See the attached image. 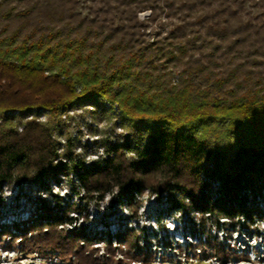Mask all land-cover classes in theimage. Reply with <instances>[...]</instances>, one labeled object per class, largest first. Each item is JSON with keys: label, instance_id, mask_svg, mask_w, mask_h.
I'll list each match as a JSON object with an SVG mask.
<instances>
[{"label": "trees", "instance_id": "trees-1", "mask_svg": "<svg viewBox=\"0 0 264 264\" xmlns=\"http://www.w3.org/2000/svg\"><path fill=\"white\" fill-rule=\"evenodd\" d=\"M80 2L0 0V197L14 185L37 196L27 220H2L0 203V250L155 264L131 224L154 196L195 215L196 242L177 248L179 261L248 258L211 231L264 222V0H84L86 16ZM147 11L170 29L152 36ZM82 106L93 120L118 109L127 133L82 148L69 129ZM108 198L130 214L115 234L85 224Z\"/></svg>", "mask_w": 264, "mask_h": 264}, {"label": "rangeland", "instance_id": "rangeland-1", "mask_svg": "<svg viewBox=\"0 0 264 264\" xmlns=\"http://www.w3.org/2000/svg\"><path fill=\"white\" fill-rule=\"evenodd\" d=\"M247 11L256 12L255 9L247 3L245 6ZM78 10L83 15H87L86 4L84 0L80 2ZM151 12L147 11L139 14L141 21L145 23L148 28V32L154 36L157 33L165 34L171 27L172 21L167 19L164 15L160 16L156 21L149 22L147 19L150 17ZM177 82L178 79L176 78ZM105 106H109L105 102ZM111 107V106H110ZM90 107L82 106L75 108L72 114L76 115V119L81 121L80 125L70 124L71 133L73 137L80 138V144L82 148L85 145L90 146L94 140L100 138H110L123 134V131L127 133V129L124 127L126 122L125 117L122 118L118 115V109H113L110 117L103 120L91 119L89 116ZM116 114V115H113ZM46 118L40 117V120L44 121ZM89 126V128H86ZM79 131L82 135H79ZM62 139V138H61ZM63 142V140H62ZM90 152V150H88ZM94 157H88L87 160ZM53 186L54 192L60 193L65 197L70 192V187L66 185ZM17 201L18 196H21ZM26 196V197H25ZM2 200L1 213L3 214L2 220L8 222L12 220H27L30 209L33 207L30 200L37 198L34 192L25 187L23 191L19 190L17 186H6L4 193L0 197ZM30 199V200H29ZM78 198L73 197L70 199V203L77 202ZM16 203L20 204V210L17 212L19 218L15 215V210L11 208ZM171 202L166 198H163L161 202L157 201L154 196H147L144 198V203L140 207V218L131 220V224L135 228L143 230L147 238L148 244L155 250L157 258L155 264H218L214 259L210 260H186L184 257L180 259V254L177 251L178 247H182L185 250V245L188 243L196 242V238L192 236L194 231V222H196L195 215L191 213H183L177 210H169ZM76 216V215H74ZM89 222L85 223L89 229L97 231L108 230L110 233L115 234L122 230L123 225L130 220V214L126 205L112 204L108 199L98 206H92L89 210ZM81 222V221H80ZM197 224V223H196ZM197 227V225H195ZM213 234L217 235L219 239L226 242L232 250H236L237 255L247 256L248 258H236L229 264H264V222L257 223L249 231H241L240 228L232 229L231 236H227L225 230H217L212 228ZM165 242L172 244L173 249L166 247ZM178 242V244H177ZM182 244V245H181ZM186 252V251H185ZM190 258L193 253L188 252ZM162 256L167 258L172 257L175 262H164ZM162 257V258H161ZM0 264H63L60 261L42 260L38 256L23 258L18 257V254L14 251L0 250Z\"/></svg>", "mask_w": 264, "mask_h": 264}]
</instances>
